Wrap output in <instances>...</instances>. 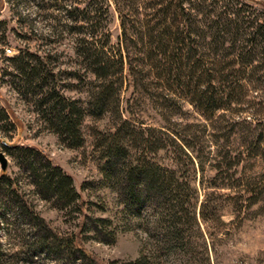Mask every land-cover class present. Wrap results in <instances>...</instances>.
I'll use <instances>...</instances> for the list:
<instances>
[{
    "label": "rangeland",
    "instance_id": "374dc122",
    "mask_svg": "<svg viewBox=\"0 0 264 264\" xmlns=\"http://www.w3.org/2000/svg\"><path fill=\"white\" fill-rule=\"evenodd\" d=\"M86 1L0 0V105L14 125L13 130L0 125V142L11 148L3 151L0 147L5 158L0 171L16 181L12 186L17 195L14 199L0 185V264H89L77 254L71 262L62 250L50 247L48 237L42 241L50 232L57 238L73 239L81 221L88 230L78 235L80 243L99 264H127L137 257L145 233L135 225L122 231L115 218L121 207L117 194L98 186L102 157L115 132L126 149V162L144 158L190 181L195 212L204 205V220L196 215L198 230L191 227L188 232L192 264H264V52L257 49L250 64L240 65V56L228 47L234 32H214L217 29L210 22L224 18L263 22L264 0H190L197 27L204 29L205 37L203 41L194 37L202 59L196 80L188 84L156 78L155 70L144 64L138 34L127 33L134 81L128 82L124 72L121 80L111 77V92L117 89L115 102L111 94L105 112L83 118L78 127L79 145L72 146L73 140L61 141L48 128L39 111V87L29 88L19 81L9 59L19 54L41 62L45 78L39 84L41 92L53 87L82 107L93 103L97 82L76 40L81 36L76 31L84 29L70 23L61 9L63 5L81 8ZM91 1L107 4L98 24L103 34L100 40L107 39L114 47L120 35L114 1L123 0ZM207 24H213L212 29ZM241 37L232 46L236 50ZM5 47L10 48V55L4 54ZM117 69L116 63L111 66L113 77ZM201 91L212 100H199ZM149 136L160 142L147 148ZM168 136L175 138L180 149ZM155 145L159 148L153 150ZM15 146L38 151L43 160L68 175L82 199L80 210L31 184L33 178L25 167L10 156ZM24 207L41 218L50 232L36 225ZM97 216L110 218L115 228L112 235L89 230ZM142 217L152 219L147 210ZM158 264L187 262L164 256Z\"/></svg>",
    "mask_w": 264,
    "mask_h": 264
},
{
    "label": "trees",
    "instance_id": "16d2710c",
    "mask_svg": "<svg viewBox=\"0 0 264 264\" xmlns=\"http://www.w3.org/2000/svg\"><path fill=\"white\" fill-rule=\"evenodd\" d=\"M65 6L63 5L61 9H64L66 16L71 18L69 22L78 23L77 27L84 29L76 31L77 34H81L76 40L79 54L84 58L83 61L87 62L90 68L89 73L97 82L98 88L92 98L93 103L88 102L87 107H82L78 101L59 95L53 87L41 92L40 85L45 81L44 70L40 67L41 62L30 58L25 59L19 54L9 59L14 63V76L19 81L29 88L39 87L37 94L40 115L59 140H73L72 146L79 145L78 127L83 118L86 115L99 116L105 112L106 100H108L106 98H109L111 94L115 102L117 89L111 92V82L115 79L121 80L122 72L128 82L134 81L132 59L128 56V42H130L128 37L130 36L127 37V33L138 34L145 55L144 64L148 69L155 70L156 78L170 81V84L174 82L181 84L183 81L188 84L196 80L194 76L202 56L198 51L200 44L194 37L197 36L203 41L205 34L203 28L197 27L190 0H145L141 4L135 0H123L119 4L114 1L120 29V35L114 47L108 45L107 39L100 40L103 34L98 24L101 14L108 8L107 4L99 5L88 0L81 8H65ZM210 22H213V28L217 29L214 32H234L228 47L232 48L233 55L240 56V65L250 64L254 60L257 49L260 54L264 52V20L263 22L255 20L238 22L236 18H224V20ZM212 25L207 24L208 29H212ZM238 35H242V44L239 50H236L232 46L238 40ZM115 63L118 67V75L113 77L115 71H111L110 68ZM111 77L114 79L112 80ZM119 84L120 82L117 86ZM199 94H201L198 95L199 100L203 99L205 102L212 100L210 96L204 97L203 91ZM2 124L11 130L14 128L6 110L0 105V125ZM160 134L165 133L160 132ZM165 138L174 142L180 149L174 137ZM155 142H160V139L153 141L150 136L145 139L147 148ZM0 147L3 151L11 149L5 144H0ZM153 147V150L159 148L156 145ZM13 151L10 156L17 157L22 167H25L30 178H33L31 184L45 188L55 200H61L63 205H76L80 210L83 204L82 199L75 192L68 175L62 173L57 166L43 160L38 151L30 147L15 146ZM105 151L99 168L101 177L98 180V186L114 190L117 194L118 205L121 207L117 213L119 216H114L121 230H129V226L135 225L143 230L146 237L137 257L128 261L127 264H158L164 256H178L184 258L187 264H192L193 246L188 240V232L191 227L198 230L196 215L204 220V205L201 203L198 212H195L196 202L190 181L185 177L176 178L173 170L162 169L156 163L144 158L126 162L124 156L126 149L121 145L119 132H115L111 144ZM15 182L13 178L4 177V171H0V185L2 189L4 187V191L14 196V199L17 198L16 189L12 186ZM80 188L81 190L85 188L84 183L80 184ZM24 208L36 225L50 232L44 227L46 224L41 218L26 207ZM146 210L151 213L152 219L142 217ZM111 225L112 221L109 217L97 216L90 221L89 230L97 234L112 235L115 228ZM84 228V223L81 221L73 239L57 238L50 232V235L43 237L42 241L48 237L50 247L62 250L66 253L67 259H72L71 262L73 255L77 254L89 264H99L80 243L78 235L88 230Z\"/></svg>",
    "mask_w": 264,
    "mask_h": 264
},
{
    "label": "water",
    "instance_id": "95a60500",
    "mask_svg": "<svg viewBox=\"0 0 264 264\" xmlns=\"http://www.w3.org/2000/svg\"><path fill=\"white\" fill-rule=\"evenodd\" d=\"M5 164V158L3 154L0 152V168L3 169Z\"/></svg>",
    "mask_w": 264,
    "mask_h": 264
},
{
    "label": "built area",
    "instance_id": "2783aa9c",
    "mask_svg": "<svg viewBox=\"0 0 264 264\" xmlns=\"http://www.w3.org/2000/svg\"><path fill=\"white\" fill-rule=\"evenodd\" d=\"M4 54L5 55H10L11 54L10 48L5 47L4 48ZM0 144H5V143L3 141H1Z\"/></svg>",
    "mask_w": 264,
    "mask_h": 264
}]
</instances>
